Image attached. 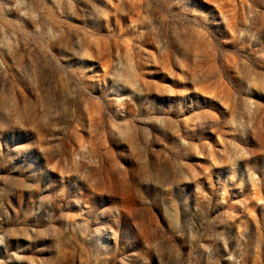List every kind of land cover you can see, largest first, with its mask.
<instances>
[{"label":"rangeland","instance_id":"1","mask_svg":"<svg viewBox=\"0 0 264 264\" xmlns=\"http://www.w3.org/2000/svg\"><path fill=\"white\" fill-rule=\"evenodd\" d=\"M0 264H264V0H0Z\"/></svg>","mask_w":264,"mask_h":264}]
</instances>
